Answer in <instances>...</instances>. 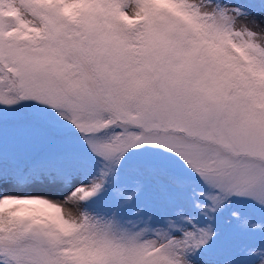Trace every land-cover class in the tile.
<instances>
[{
    "label": "snow or ice",
    "instance_id": "6c2138e0",
    "mask_svg": "<svg viewBox=\"0 0 264 264\" xmlns=\"http://www.w3.org/2000/svg\"><path fill=\"white\" fill-rule=\"evenodd\" d=\"M0 264H264V0H0Z\"/></svg>",
    "mask_w": 264,
    "mask_h": 264
}]
</instances>
